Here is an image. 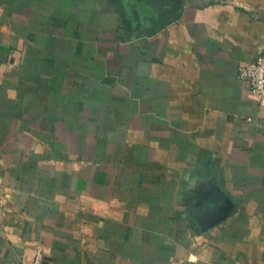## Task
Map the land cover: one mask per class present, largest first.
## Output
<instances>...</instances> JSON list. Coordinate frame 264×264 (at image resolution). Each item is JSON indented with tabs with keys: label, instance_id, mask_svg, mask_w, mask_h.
Segmentation results:
<instances>
[{
	"label": "crops",
	"instance_id": "1",
	"mask_svg": "<svg viewBox=\"0 0 264 264\" xmlns=\"http://www.w3.org/2000/svg\"><path fill=\"white\" fill-rule=\"evenodd\" d=\"M264 0H0V264H264Z\"/></svg>",
	"mask_w": 264,
	"mask_h": 264
},
{
	"label": "built area",
	"instance_id": "2",
	"mask_svg": "<svg viewBox=\"0 0 264 264\" xmlns=\"http://www.w3.org/2000/svg\"><path fill=\"white\" fill-rule=\"evenodd\" d=\"M238 79L249 85L250 91L256 96L259 103H264V49L251 62L240 65ZM2 184L0 178V186ZM47 260L46 253L38 248L32 264H44Z\"/></svg>",
	"mask_w": 264,
	"mask_h": 264
}]
</instances>
